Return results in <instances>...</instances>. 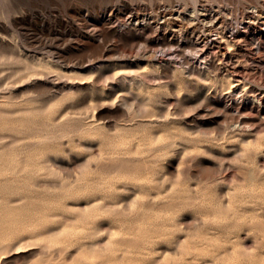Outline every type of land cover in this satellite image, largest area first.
<instances>
[{"label":"rangeland","instance_id":"1","mask_svg":"<svg viewBox=\"0 0 264 264\" xmlns=\"http://www.w3.org/2000/svg\"><path fill=\"white\" fill-rule=\"evenodd\" d=\"M251 6L0 0V264H122L140 245L113 243L117 218L143 226L139 264H264V37L236 42L259 34ZM163 10L182 38L154 31ZM234 60L260 73L231 88Z\"/></svg>","mask_w":264,"mask_h":264},{"label":"bare ground","instance_id":"2","mask_svg":"<svg viewBox=\"0 0 264 264\" xmlns=\"http://www.w3.org/2000/svg\"><path fill=\"white\" fill-rule=\"evenodd\" d=\"M109 15L112 16V13H110ZM173 15H174V13L172 11H170V10L160 11L158 13V16H157L158 17V22L155 23V26H154L155 30L154 31H158V30L160 31V29H162V27L168 26V25L176 26L178 28V24L175 25L173 23V22H177V20L173 21V19H171ZM203 16H204L203 19H202L204 21L203 32H205L206 34H211V33L213 34L214 33L213 35H215V37L213 38V40H211V42H215V41L218 42L219 44H218L217 47H219V48H221L222 44H224V50L221 52L222 53V57L226 56L229 61H232L233 60L232 51L229 50L231 47L230 48H226L225 47L227 44L225 45V40L223 39L224 38L223 35L221 36L220 32H218V30H217L218 28L217 29L215 28L216 27L215 25L218 23V20H216V22H215L214 20H212V16H207L206 14L203 15ZM242 16H243L242 20L246 24L244 27L247 29V31L251 30L253 25H257L258 27H260V31H259L258 36H256V34H252L247 39L246 38L245 39H241L240 38L236 42L240 43V42L243 41V43L245 42L249 46V50H250L251 53L256 52L258 50V48H259V45H260V42H259L261 40L260 38L264 37V32L262 31L263 28H261V26L264 27V13H263V11L261 9H258L256 7H252L251 6V7H247L246 8V10H245V12L243 13ZM129 21H130L129 23H132L131 20H129ZM131 25H133V24H131ZM222 29H223V27H222ZM177 31L178 32L179 31L182 32V34H180V37L182 38L183 37V32H185V31H181L180 28H178ZM205 35L204 34H200V35L198 34L197 38H195V39H193L191 41L192 45H191V43L189 44V45H191L189 47L190 49H188L186 47L188 49V52H192L193 49H197L199 46H201L200 43L201 42H205V40H207V37H206L207 35L206 36ZM245 35H247V34H245ZM173 36L174 35L172 34V36L169 37L167 35V33L160 32L161 39L165 40L167 42H172L173 41ZM234 37H236V36H234ZM243 38H244V36H243ZM188 41H189V39H188ZM186 43H188V42L184 41L183 43H181V46L186 44ZM206 43L207 42H205L203 44V46L206 45ZM182 52L183 51H181V53ZM183 54H184V52H183ZM137 55L138 56H143V55L153 56V52L150 49L141 48L138 51ZM184 55H183V57H184ZM124 56H127V55H124ZM186 56H185V58H186ZM234 61H233L232 71L235 72V75L239 76L240 79H237L238 80L237 82H232L231 81L230 82V85H231L230 87L231 88H235L237 85H239V83H241L240 80L242 78H244L245 76H247L250 71H252V73H254V74H259L260 73L259 70H258V65L257 64L256 65H250V64L247 65V64H242L241 61H239V60H234ZM208 64L210 66L211 65V61L208 62ZM137 210H139V208ZM120 216L122 217V215H120ZM124 217H126V216H124ZM128 217H130V216H128ZM204 221H205L204 223L206 224V219L205 218H204ZM115 224L113 226L121 227V229L118 232H114L113 235H111L110 238H112L114 240L113 243L116 244L119 241V239L123 240V239H126V238L131 241L132 234H136L137 235L136 239H134L132 237L133 238L132 240H134L136 242H139L138 245H140V246H137L134 249H129V248L124 249L122 251L123 253H122L121 256L119 255L120 253L119 254H115L113 252L114 253L113 255L115 256V258L118 259V258L121 257L122 261L119 262V263H122V264H139V263H143V226H142V224H140L139 227L130 226V224L129 225H125V222L121 218H117ZM210 228L211 227L207 226L202 234L203 235H208L210 233L209 232ZM115 240H117V241H115ZM165 264H175V262H172V263L165 262Z\"/></svg>","mask_w":264,"mask_h":264},{"label":"built area","instance_id":"3","mask_svg":"<svg viewBox=\"0 0 264 264\" xmlns=\"http://www.w3.org/2000/svg\"><path fill=\"white\" fill-rule=\"evenodd\" d=\"M233 17L231 16V13H230V15H229V19H232ZM233 32H231V34H232Z\"/></svg>","mask_w":264,"mask_h":264}]
</instances>
